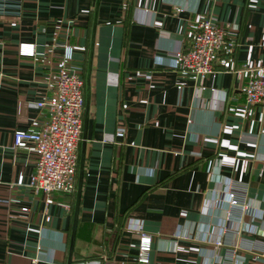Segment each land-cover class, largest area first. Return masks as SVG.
<instances>
[{
	"label": "crops",
	"instance_id": "1",
	"mask_svg": "<svg viewBox=\"0 0 264 264\" xmlns=\"http://www.w3.org/2000/svg\"><path fill=\"white\" fill-rule=\"evenodd\" d=\"M208 16L237 38L234 69L264 66V0H22L0 9V264L68 261L77 188L36 194L28 184L37 156L14 142L15 130L49 120L30 103L53 93L65 44L86 84L72 264H138L135 221L153 238L149 264H264V104L246 107L249 73L223 70L224 52L202 83L175 65ZM231 191L254 213L232 208ZM231 213L237 225L225 230ZM40 243L52 261H33Z\"/></svg>",
	"mask_w": 264,
	"mask_h": 264
},
{
	"label": "built area",
	"instance_id": "2",
	"mask_svg": "<svg viewBox=\"0 0 264 264\" xmlns=\"http://www.w3.org/2000/svg\"><path fill=\"white\" fill-rule=\"evenodd\" d=\"M11 1H15L12 3ZM22 8V0H0V9L5 11L7 7ZM237 38L230 34V25L220 23L213 16L203 18L197 23L193 44L187 50H179L174 54L175 65L199 78L202 83L207 77L215 75L219 70L215 63L220 52H224L226 59L223 62V70L234 72L242 77L244 72L249 73V78L244 86L246 107L264 104V66L234 69L233 55L237 47ZM23 54L33 55L34 44H21ZM74 48L71 44H65L63 62L55 74V86L53 93L46 99L31 102L30 106L47 108L49 120L38 131L17 129L14 132V142L17 147L27 148L36 156V165L31 175L28 186L36 193L44 192L48 198L53 193L71 195L77 188L78 172V148L82 140L83 115L85 110V78L76 67L69 65L73 60ZM204 87V86H203ZM181 89L182 86H179ZM246 113V109L244 110ZM118 137L126 136V127L119 126L116 131ZM228 200L232 206L241 208L245 213L253 214L255 208L245 198H240L235 192H229ZM223 198H217L215 202H222ZM49 201V200H48ZM24 211L28 208L24 207ZM45 221L49 222L51 216L45 209ZM264 215V211L262 212ZM237 220L231 213L224 224L225 230L235 229ZM129 226L140 234L137 263L149 264L153 238L146 233L143 224L135 221ZM46 230V228H42ZM222 236V235H221ZM177 238H190L188 234ZM223 243L220 237L216 245ZM177 244V241H176ZM254 248L255 245H253ZM38 255L33 259L36 263L40 259L52 261L43 257L45 254L42 243L37 244ZM259 259H264V246L258 249Z\"/></svg>",
	"mask_w": 264,
	"mask_h": 264
},
{
	"label": "water",
	"instance_id": "3",
	"mask_svg": "<svg viewBox=\"0 0 264 264\" xmlns=\"http://www.w3.org/2000/svg\"><path fill=\"white\" fill-rule=\"evenodd\" d=\"M96 25H97V22L95 21L94 28H93V41H92L91 55L93 54ZM90 67H91V60H90ZM89 88H90V70L87 76V90H88L87 91V108L89 106V101H90ZM85 125H86V122H85ZM83 175H84V160L82 158L81 163H80V169H79V179H78V185H77V199H76V205H75V211H74V222H73V228L71 232L67 264L73 263V256H74L76 236H77V226H78L80 204H81V194H82V189H83Z\"/></svg>",
	"mask_w": 264,
	"mask_h": 264
}]
</instances>
